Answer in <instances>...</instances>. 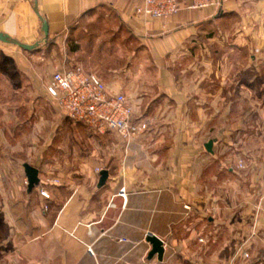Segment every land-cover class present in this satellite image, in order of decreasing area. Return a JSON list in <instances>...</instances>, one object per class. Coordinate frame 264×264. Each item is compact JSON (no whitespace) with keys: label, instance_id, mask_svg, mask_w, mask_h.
Listing matches in <instances>:
<instances>
[{"label":"crops","instance_id":"0c3cea01","mask_svg":"<svg viewBox=\"0 0 264 264\" xmlns=\"http://www.w3.org/2000/svg\"><path fill=\"white\" fill-rule=\"evenodd\" d=\"M35 1L0 0V32L43 40ZM37 2L48 41L27 51L0 40L29 78L0 96L1 152L34 153L0 167V264H264V0H219L166 19L136 16L132 0ZM101 10L120 26L100 46L128 58L106 85L129 97L135 117L153 119L128 145L63 116L46 91L53 72L80 63L67 55L43 67L42 47L68 44ZM122 30L133 43L121 42ZM25 116L43 121L27 148ZM26 163L39 170L32 189ZM150 233L164 241L162 260L150 257Z\"/></svg>","mask_w":264,"mask_h":264},{"label":"built area","instance_id":"2783aa9c","mask_svg":"<svg viewBox=\"0 0 264 264\" xmlns=\"http://www.w3.org/2000/svg\"><path fill=\"white\" fill-rule=\"evenodd\" d=\"M136 16L166 19L183 9L202 10L219 5V0H132ZM46 91L57 111L73 122L86 125L96 134L115 131L128 145L150 129L153 119L135 117L129 97L112 93L95 73L80 64L56 70ZM244 168L241 160L238 164ZM100 172V168H97ZM125 188L121 194L125 196ZM41 194L49 198V193ZM47 208V205L45 206ZM247 255V254H246Z\"/></svg>","mask_w":264,"mask_h":264},{"label":"rangeland","instance_id":"374dc122","mask_svg":"<svg viewBox=\"0 0 264 264\" xmlns=\"http://www.w3.org/2000/svg\"><path fill=\"white\" fill-rule=\"evenodd\" d=\"M120 26L119 21L112 14V12L107 10L95 11L88 13V15L82 19L80 24L76 25L73 30H70L68 33V44H65L63 41L60 43H55L54 41H50L49 44L44 45L42 47L43 50L41 52L44 53L42 56L41 66L48 68H53L57 66L58 62H63L65 60V56L67 60H72L79 62L82 64L87 70L97 74L105 83L108 81L115 79L118 73L115 71L120 67H124L127 57L125 55H121L120 57H114L111 50H103L100 44L103 46L105 39L109 38L112 35V32L118 31ZM124 32V36L121 37L122 43H133L130 42L128 38L129 35L127 30H122L120 33ZM96 36L101 37L98 41L96 40ZM100 46V49H99ZM74 47H78L77 52L71 53ZM92 48L93 51H92ZM72 60V61H73ZM15 64L13 60L0 50V96H2V92H9L10 86H8V82H12L13 80L22 81L23 84H27L28 76L22 74L17 71L14 67ZM5 95V94H4ZM3 95V96H4ZM48 109V107H46ZM49 113L50 109L45 110ZM43 121H38L36 117L28 118V116L24 117V125L22 134L25 137V147H30V143L32 142V135H35L36 131L39 129L40 124ZM46 123L45 128H50L48 125V116L46 115ZM13 132V129H12ZM21 139V136L18 137ZM13 141L10 143L12 144ZM34 157V153L29 155L27 152L24 154H16V153H2L0 148V167L1 164L7 162L8 160H19L24 159L28 161V157ZM31 159V158H30ZM1 223V222H0Z\"/></svg>","mask_w":264,"mask_h":264},{"label":"water","instance_id":"95a60500","mask_svg":"<svg viewBox=\"0 0 264 264\" xmlns=\"http://www.w3.org/2000/svg\"><path fill=\"white\" fill-rule=\"evenodd\" d=\"M36 3V10L40 16V19L42 21L43 24V30L45 33V37L43 38V40L36 42L34 44H27L24 43L16 38L11 37L10 35L0 32V40L6 43H10V44H14L17 45L19 47H21L24 50L27 51H33V50H37L42 42H47L49 39V27H48V22L47 20L44 18V16H42L38 10V2L37 0L35 1ZM212 146H213V141H210L207 145L206 148L209 151H212ZM25 167V171L28 177V181H29V188L32 189L36 184L39 183V170L30 165L29 163L24 164ZM109 176V172L108 170H102L100 173V185H103L106 181V179ZM148 241L152 244V250L150 252V257L157 255L158 258L160 260L163 259L164 257V252H165V248H164V241L159 238L158 236H156L155 234L150 233L148 235Z\"/></svg>","mask_w":264,"mask_h":264}]
</instances>
